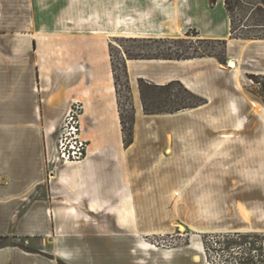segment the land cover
Returning a JSON list of instances; mask_svg holds the SVG:
<instances>
[{"label":"rangeland","instance_id":"374dc122","mask_svg":"<svg viewBox=\"0 0 264 264\" xmlns=\"http://www.w3.org/2000/svg\"><path fill=\"white\" fill-rule=\"evenodd\" d=\"M224 1L187 0L193 11L186 8L183 22L192 23L195 18L212 36L193 35L195 30L191 29V35H184L183 25L161 28L157 31L164 32L161 35L117 34L103 39L91 33L102 40L106 59L109 56L123 146L135 150L132 178L137 219L151 225L161 220V228L135 234L142 251L134 246L132 253L119 246V258L126 257L127 251L129 256H140L161 250L168 251L173 264H264V120L254 115L249 105V100L255 99L264 106V0H232L233 36L238 38L225 32L228 14ZM45 2L36 8L33 0H23L22 12L16 16L29 18L33 8L39 17H50L54 2ZM62 3L56 4L55 11L64 15ZM103 4L109 7L110 0ZM122 5L129 13L134 8L135 19L141 10L149 11V18L140 24L163 21L162 10L155 8L153 0H118V7ZM94 7L95 0H87L89 18H95ZM104 7L103 12L110 10ZM70 17L75 20L73 14ZM100 23L110 26L104 19H94V24ZM4 27L13 34L36 29L29 23ZM48 28L79 31L66 23ZM81 46L87 54L98 51L92 38ZM175 52L191 58L180 63L163 59ZM152 56L161 58H145ZM229 58L237 59V68L228 67ZM169 75H193L194 93L205 103L174 113L160 112L174 100L195 101L179 81L162 89L160 85L169 81L159 83L160 79ZM187 89L192 91L193 86ZM143 104L159 113L145 111ZM106 129L114 136L112 127L108 125L103 131ZM168 137L171 151L166 153ZM244 205L252 211L250 223L242 220L247 219ZM246 227L258 230L247 231ZM116 236L103 234L104 262L117 255L115 249L105 248ZM118 237L119 245L126 240L121 234ZM154 240H158L157 247L149 244ZM11 241L0 237V244Z\"/></svg>","mask_w":264,"mask_h":264},{"label":"crops","instance_id":"0c3cea01","mask_svg":"<svg viewBox=\"0 0 264 264\" xmlns=\"http://www.w3.org/2000/svg\"><path fill=\"white\" fill-rule=\"evenodd\" d=\"M45 1L55 6L63 1L65 14L55 11L57 5L52 6L50 17H39L32 8V15L22 18L16 15L22 12L23 0H0V237L12 240L0 244V264H173L168 251L150 250L140 256H129L127 251L126 257L118 256L119 246L132 253L134 246L141 250L135 234L161 228V220L151 225L137 219L132 178L135 150L123 146L112 68L102 40L96 38L104 37L81 32L85 25L96 26L86 21L87 0H33L34 7L46 5ZM171 2L181 5L183 13L191 7L187 0ZM107 8L117 16L118 0H110ZM155 8L165 18V9ZM20 23L36 25V29L13 34L4 27ZM61 23L79 31L48 28ZM182 25L184 35L191 29L198 36H212L195 18ZM88 38L98 43V51L87 54L82 48L81 42ZM182 60L189 59L176 62ZM166 80H178L187 88L192 85L195 91L193 75H169L159 83ZM235 80L240 87L236 76ZM78 97L86 104L82 133L89 138L87 156L80 164H63L49 175L54 129L71 100ZM249 105L264 120V106L255 99ZM108 125L114 136L103 131ZM167 148L171 151L169 137L165 152ZM245 216L242 220L250 223L249 208ZM104 233L117 234L105 243V248L117 254L109 262L103 257ZM119 234L126 238L120 245Z\"/></svg>","mask_w":264,"mask_h":264},{"label":"bare ground","instance_id":"6f19581e","mask_svg":"<svg viewBox=\"0 0 264 264\" xmlns=\"http://www.w3.org/2000/svg\"><path fill=\"white\" fill-rule=\"evenodd\" d=\"M153 1L155 5L157 6V8H160L163 10L165 9L163 12L164 13L166 12L165 14L167 17L165 16V18L162 19L163 21L160 20L161 22L159 23L148 21L147 23L140 24L143 21V19H148L150 16V13L149 11H147V9L143 11L141 10L139 15H137L136 17L137 19H135L134 15L132 13H129V11L124 8L125 6L122 5L121 8L118 7L119 10H118L117 16H115L116 14L115 15L113 14L112 16V12L114 10L111 11L110 9L109 11L107 10V12L104 11L105 15L108 16L106 17L104 15V12L102 11V4L104 0H95L96 7H94V10L92 11V14L95 16V18L91 16L92 22H94V19H104L105 22L110 24V26L106 27L103 23H100V24H97L94 28H92L89 31H87L86 29H82L81 32L82 33L91 32L93 34H96L97 36L104 37V38H109L110 36H116L117 34L118 35H149V34L161 35V34H164V32H157L156 31L157 27L164 29L166 26H169V25L180 26L183 24V22H181L182 20L181 17L184 15V13L179 8L181 5H179L178 7V5H176L177 3L175 4L171 2L172 0H153ZM219 1L221 3L223 2V0H219ZM120 12H122L123 14L121 15ZM89 16L85 18L89 19ZM224 20H225V26H226L225 32L228 33V31L226 30H227L229 18L226 17ZM228 67H231L233 69L237 68V59L229 58ZM72 100H79L84 103L83 99L80 97L74 98ZM84 108L86 109L85 103H84ZM83 136L89 140V138L84 133H83ZM89 147H90V143H89L88 149ZM166 152L169 153L170 148H167ZM194 258L196 261L200 260L198 255H195Z\"/></svg>","mask_w":264,"mask_h":264},{"label":"built area","instance_id":"2783aa9c","mask_svg":"<svg viewBox=\"0 0 264 264\" xmlns=\"http://www.w3.org/2000/svg\"><path fill=\"white\" fill-rule=\"evenodd\" d=\"M83 113V102L72 100L63 116L61 124L55 130L54 147L49 161V175H53L54 171L63 164H80L86 158L89 140L82 133ZM149 244L152 247H157L158 240H154V243Z\"/></svg>","mask_w":264,"mask_h":264},{"label":"trees","instance_id":"16d2710c","mask_svg":"<svg viewBox=\"0 0 264 264\" xmlns=\"http://www.w3.org/2000/svg\"><path fill=\"white\" fill-rule=\"evenodd\" d=\"M235 1L238 2V0H235ZM231 2H232V0H225L224 1V6H225V9H226V11L228 13L229 19H230V33H231V37L238 38L236 36H233L234 32H235V29H234V20H233V17L231 16V13H230L231 10H232ZM192 34L193 35L194 34L197 35V32H195V33L193 32ZM186 35H191L189 30L186 32ZM193 57H196V56H193ZM145 58H147V59H160L161 57H159V56L158 57H156V56L153 57L152 56V57H145ZM189 58H191V57L181 56L177 52H175L172 57L171 56H168L167 58L163 57V59H170V60H180V59H189ZM175 82H178V80H171V81L167 82L166 84L160 85V87L162 89H164V90H167ZM183 89L187 93V95H189L190 97L194 98L195 101L187 103V101H185V100H180V101L174 100L175 103L171 104L166 109H162V110H159V111L160 112H165V113H174V112H178L180 110L187 109V108H196V107H198V106H200V105L205 103L204 98L196 95L193 91L187 89L185 86H184ZM143 106H144V104H143ZM144 110L145 111H149V113H159V112H154V111L148 110L147 108H145V106H144Z\"/></svg>","mask_w":264,"mask_h":264}]
</instances>
